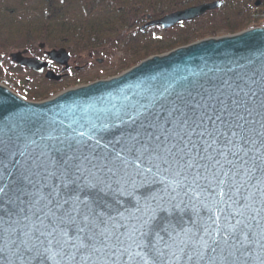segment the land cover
<instances>
[{"label":"snow or ice","instance_id":"6c2138e0","mask_svg":"<svg viewBox=\"0 0 264 264\" xmlns=\"http://www.w3.org/2000/svg\"><path fill=\"white\" fill-rule=\"evenodd\" d=\"M241 93L249 95L241 90L235 96ZM194 100L178 94L161 106L163 119L161 112L146 118L131 137L141 145L133 166L142 180L116 179L114 168L104 175L106 165L85 155L81 141L53 147L55 155L34 158L18 175L9 168L16 161L6 162L11 153L0 148V222L20 213L34 217L11 241L19 264H248L253 258L264 264V216L256 218L264 207L253 215L241 195L255 173L264 183V132L253 137L255 129L247 127L257 109L248 100ZM114 160L129 163L121 153ZM161 167L169 181H156ZM152 182L164 184V191L184 190L190 201L209 196L196 210L175 196L139 190ZM258 191L264 204V189ZM189 211L196 218L185 224Z\"/></svg>","mask_w":264,"mask_h":264},{"label":"water","instance_id":"95a60500","mask_svg":"<svg viewBox=\"0 0 264 264\" xmlns=\"http://www.w3.org/2000/svg\"><path fill=\"white\" fill-rule=\"evenodd\" d=\"M221 5L220 1H215L177 11L157 20L146 17L148 22L140 29L159 27L167 31L179 23L193 21L215 11ZM254 5L259 6L260 1H255ZM39 48L43 49L44 45L40 44ZM66 52V49L61 48L45 51L44 54L48 62L61 66L62 71H65L70 60ZM25 54L26 51L12 53L9 58L16 66L43 74L48 62L26 57ZM44 77L56 82L61 79V75L50 70ZM241 90L248 92V97L243 93L239 97L235 96ZM252 92L256 95L252 96ZM178 94L189 100L194 97L193 102L207 99L210 95L225 99L229 105L234 99L248 100L249 105L257 111L249 118L255 122L247 127L255 129L253 137L256 132H264L261 127L264 115L258 114L264 112L260 109V105L264 104V27H252L232 35L202 39L151 56L113 79L98 80L68 89L39 103L23 99L0 83V148L11 153L6 162L16 161L15 165L9 164V168L18 175L31 166L34 158L40 156L46 159L48 154L55 155L51 152L53 147L63 148L69 142L81 141L79 147L85 155L94 158V162L106 165L102 170L104 175L110 177L107 168H114L117 170L116 179L136 177L133 163H139L135 157L139 155L141 145L131 137L139 130L141 123H147L146 118L150 119L161 112V106H170L169 102L175 100ZM163 116L161 112V119ZM117 153H121L122 158L129 163L114 160ZM145 166L146 163L141 168ZM125 173L128 175L125 176ZM170 176L161 167L155 179L169 181ZM255 176L256 179L247 186V190H241V195L247 197L251 205L248 211L253 215L256 209L264 207L258 191L264 189V183L260 182V173H255ZM136 178L142 180L145 177ZM146 178L152 181L153 175L146 174ZM172 183L175 187L174 181ZM164 188V184L152 182L139 190L145 193L151 191L158 197L163 195L165 199L175 196L176 203L184 200L190 208L195 205L196 210L204 203L203 198L209 196L208 192H203L201 199L190 201L185 197L184 190L172 192L170 189L164 191ZM236 198L240 199L241 196ZM11 207L16 209L17 205ZM22 207L27 208L28 205ZM28 215L30 220H25L24 214L20 213L18 216L6 217V222H0V228L9 230H0V264H19L12 255L11 241L17 236L15 230H28L30 222L34 220L31 212ZM261 216L264 213L256 218L260 219ZM189 218H196L193 211L185 215V224ZM248 264H259V260L253 258Z\"/></svg>","mask_w":264,"mask_h":264},{"label":"trees","instance_id":"16d2710c","mask_svg":"<svg viewBox=\"0 0 264 264\" xmlns=\"http://www.w3.org/2000/svg\"><path fill=\"white\" fill-rule=\"evenodd\" d=\"M220 1L221 7L169 31L141 30L150 20L190 7ZM0 0V83L32 97L19 79L9 55L46 60L44 49H66L75 59H116L118 72L195 41L232 35L264 20V0ZM82 60V58H81ZM85 60V59H84ZM27 71L26 69H24ZM116 70H114L116 72ZM75 75V74H74ZM74 75H71L73 77ZM75 77V76H74Z\"/></svg>","mask_w":264,"mask_h":264},{"label":"rangeland","instance_id":"374dc122","mask_svg":"<svg viewBox=\"0 0 264 264\" xmlns=\"http://www.w3.org/2000/svg\"><path fill=\"white\" fill-rule=\"evenodd\" d=\"M255 1H253V4H255ZM252 27H264V20L258 22L255 25L250 26L249 28H252ZM221 36H225V35H220L217 37H221ZM208 38H212V37H208ZM39 50L42 52H44V50L48 51L46 49L44 50L39 49ZM19 52H22V51H18V53ZM14 53H17V52H14ZM81 58L75 59L74 57L70 55L69 68L65 71H62V67L56 64H54L55 65L54 68H47V70L53 71L54 74L61 75V79L57 82L45 79L43 75L44 73L41 75L36 74L24 67H20V68H23L22 70L13 71L14 74L10 76L19 79L20 81H22V83L25 84L23 86L27 88V90H29L25 92L29 93V95L32 96L28 98V100L31 101V103L32 102L39 103V102L46 101L52 97H55L56 95L60 93L62 94V92H64L65 90L73 89V88L80 87V86H85V85H88L89 83L96 82L98 80L103 81V80H107L110 78L113 79V77H116L120 75L121 73H123L124 71H126V70H123V71L118 72L116 70L117 63H118L115 61L116 59L108 60V62H103L102 59L97 58L92 61L93 65L90 66L87 64L88 63L87 61H90L91 58H86V57H81ZM41 60H43V58ZM99 60L101 61L100 63L97 62ZM77 68H80V69L76 70ZM24 69H26L27 71H25ZM114 70H116V72ZM71 75H74L75 77L74 76L71 77ZM13 92L16 93L17 95L19 94L24 99H27L26 97L22 96L20 92H17V91H13Z\"/></svg>","mask_w":264,"mask_h":264},{"label":"flooded vegetation","instance_id":"af4514ba","mask_svg":"<svg viewBox=\"0 0 264 264\" xmlns=\"http://www.w3.org/2000/svg\"><path fill=\"white\" fill-rule=\"evenodd\" d=\"M55 65L54 64H50L49 68H54ZM58 67V66H57Z\"/></svg>","mask_w":264,"mask_h":264}]
</instances>
